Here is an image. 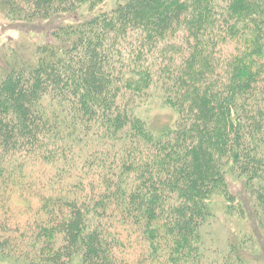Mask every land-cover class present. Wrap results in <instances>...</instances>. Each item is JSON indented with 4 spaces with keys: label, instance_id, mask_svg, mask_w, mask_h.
Here are the masks:
<instances>
[{
    "label": "trees",
    "instance_id": "obj_1",
    "mask_svg": "<svg viewBox=\"0 0 264 264\" xmlns=\"http://www.w3.org/2000/svg\"><path fill=\"white\" fill-rule=\"evenodd\" d=\"M103 3L0 0V15L23 30ZM50 32L0 65V263L245 264L264 248V0H122ZM152 99L176 115L159 131L136 115ZM216 213L235 238L208 259Z\"/></svg>",
    "mask_w": 264,
    "mask_h": 264
},
{
    "label": "rangeland",
    "instance_id": "obj_2",
    "mask_svg": "<svg viewBox=\"0 0 264 264\" xmlns=\"http://www.w3.org/2000/svg\"><path fill=\"white\" fill-rule=\"evenodd\" d=\"M121 1L122 0H104V3L96 7L91 13L84 8L77 10L76 14L73 15L76 20L72 19V14L69 15V17L68 15H62L50 22H42L29 28L23 27V30L19 29L20 25L11 24L3 20L0 15V65H2L5 56L8 54H12L15 58L21 57L28 59L27 56L29 52L34 50L37 45H42L46 40L47 42L51 41L49 38L50 31L62 27L63 25L72 24L79 19L81 21L84 17H88L93 13L98 14L100 12L110 11ZM136 115L145 121L150 129L154 131H159L163 127L170 126L176 118V115L169 108L164 106L160 99H152L147 105L140 107L136 111ZM232 185V193L237 195L236 192H238L239 195L241 192L239 183ZM211 221L212 224H210L209 228L204 232L207 241L205 247H208L206 249L208 259L222 257L227 254V238L230 236L235 238V233L232 231L235 226L231 225L226 218L218 214V223L215 219H211ZM237 241L238 240H236V242ZM259 244L260 243L256 242L249 250L242 252L245 264H264V248L258 246ZM0 264L24 263L11 260L3 261Z\"/></svg>",
    "mask_w": 264,
    "mask_h": 264
}]
</instances>
